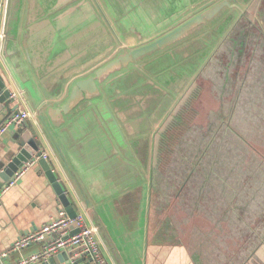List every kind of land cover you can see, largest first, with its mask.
Listing matches in <instances>:
<instances>
[{
    "label": "crops",
    "instance_id": "1",
    "mask_svg": "<svg viewBox=\"0 0 264 264\" xmlns=\"http://www.w3.org/2000/svg\"><path fill=\"white\" fill-rule=\"evenodd\" d=\"M203 1H189L191 9ZM175 3L18 0L6 23L5 38L0 39V75L16 96L10 106L17 103L18 110L32 115L23 123L24 130L39 145L77 214L97 228V242L108 264H122L119 242L134 229L136 238H143L153 196L155 138L203 68L204 60L199 62L197 57L212 48L202 44L204 35L196 37L193 31L189 44L183 41L178 50L159 51L127 67L119 65L99 80L94 73L125 51L154 39L148 37L163 35L184 21L189 3L179 10ZM186 69L197 71L177 75L179 71L185 75ZM77 83L81 87L74 92ZM42 102L46 105L38 112ZM230 124H242L245 133H253L252 146L264 148V135L257 134L243 116L235 113ZM19 128L10 127L0 137V171L20 150ZM60 209L53 187L33 163L0 195V264L40 252L68 235V231L48 235L3 256L18 237L41 227ZM263 253L259 252L256 263L248 264H264Z\"/></svg>",
    "mask_w": 264,
    "mask_h": 264
},
{
    "label": "flooded vegetation",
    "instance_id": "2",
    "mask_svg": "<svg viewBox=\"0 0 264 264\" xmlns=\"http://www.w3.org/2000/svg\"><path fill=\"white\" fill-rule=\"evenodd\" d=\"M189 1L192 2L193 0H176L174 4L175 9L179 10L186 7ZM262 1L264 2V0H229L235 7L225 9L226 15H228L226 20L224 22H222V20V23L220 22L221 24L219 22L216 23L215 27L214 25L212 26L213 20L207 23L205 29H203L205 26L198 27L194 30L196 37L204 35L201 40H204L202 44L205 47H209L218 41L219 36H221L227 28H231L232 24H230V22L234 19V23L238 16L241 15L240 21L244 20L246 25L258 28V35L254 38V46L250 49V53L248 54L249 60L248 62L244 61V63L247 62V64H251L253 61L252 58L257 54L258 38L264 41V12L256 11L254 14V18H257L259 22L258 27L249 17L250 14H246V10L245 13L242 14V10L244 11L246 6L248 10H251L253 6L262 3ZM94 7L99 12L100 5L96 4ZM240 21L237 22L235 27ZM232 31L226 33L221 43L222 45L226 43L229 52L228 61L223 68V77L225 79H222L224 81L223 83L221 81L222 88L226 83L227 85L231 84L235 87L234 79L230 77L229 63L234 60V58L241 59L243 54H247V44L244 43L240 46L237 53L234 50V46L237 45L236 43L238 41L245 42L244 40L251 35L250 31L246 33L245 27L241 28L237 33ZM160 36L161 35L156 37L154 35L152 41ZM190 37H192V34L187 35L185 38L167 46L161 51L170 53L171 51L178 50V46L182 45L183 41H191L192 38ZM219 44L215 45L213 50L211 49L206 55L201 52L197 57L199 62L204 60L203 63L205 64L203 68L195 74L192 84L189 85L188 93L191 92L193 95L188 97L187 94V97L184 98L181 105L177 107L174 114L169 119V123L167 122L168 124L166 127L162 129L155 138L153 150L154 173L151 188L153 196L161 194L164 196L166 204L168 201L169 205L167 204L166 206L168 213L176 209L179 214L189 219L202 218L207 222H213L214 233H226L222 242L213 243V248H215L216 245H220V250L228 251V253L225 252L214 255V264L256 263L258 260V258H256L257 255L264 250V148H255L260 149L255 151V153H259L257 156L249 153L246 147L254 148L252 146L253 143L249 139L250 136H253V133H245L244 129H235L230 124V121L235 113H238L244 117L246 123L256 129L257 134L264 135V128L262 125L264 109H255V111L251 113L247 108L238 110L233 107V103H227L228 108H223L220 115L214 116V114L210 113L213 116L208 123L209 126H205L207 123L204 122L202 127L196 129H194L193 121L187 120L186 117L188 111L192 112L193 115L195 114L196 117L200 114L197 106L203 103L204 106H206V104H209L212 98L215 97L211 96L209 97L210 101H203V97H205L203 95L206 93L203 85L211 86L217 79L219 81L221 80L220 66L222 64L218 57L221 52L226 53V49L225 47L222 49V45L220 44V49L216 51L217 47L220 46ZM263 46L264 43H259V47H262L261 52L264 51ZM154 54L155 53L150 54L149 56ZM122 55H118V57ZM130 64H135V61L127 62L124 67ZM245 67L249 66L246 65ZM248 70L249 69H247L243 77L248 74ZM192 71L196 72L197 70L193 69L190 71L186 69L185 75L181 71L177 72V75L179 77H184L188 74L189 76L194 75ZM209 73L213 75H208ZM194 81L196 82L195 88L193 91L189 92L194 86ZM209 81L211 83H208ZM237 82L239 84L238 79ZM230 92L232 93L231 95L234 96L233 90ZM234 97H236V95ZM235 100L233 101L235 102ZM194 103L195 106L193 105ZM245 110L250 113L245 114ZM188 129L195 130L200 134L196 138L187 139ZM200 131H205L207 134ZM232 140H236V142ZM243 163L245 164L244 169H249V180L243 182L245 190H242V187L237 188L239 174L236 171V165L240 164L244 166ZM257 164H259V167L256 170L254 165ZM257 186L258 190H255L254 188ZM238 202L241 204V208L244 212L242 217L245 219L254 218V221L250 220L248 222L252 226L248 227L246 224H243L242 219L234 214V208ZM166 222V228L170 237L165 244L179 245L178 242L172 241L175 229H173L174 227L170 221L169 215ZM202 232L205 235V232ZM241 233L243 234V239H241L242 236L240 237ZM196 243V245H194L195 254L198 255L197 259L201 261V264H206L203 256L204 253L211 248L212 243L208 238H205V236L204 238L198 239ZM229 251H232V253L229 254ZM241 252L245 253L242 255ZM263 254H261L260 257ZM178 258L181 260L190 259L188 256H182L181 252ZM220 260L221 262H219Z\"/></svg>",
    "mask_w": 264,
    "mask_h": 264
},
{
    "label": "rangeland",
    "instance_id": "3",
    "mask_svg": "<svg viewBox=\"0 0 264 264\" xmlns=\"http://www.w3.org/2000/svg\"><path fill=\"white\" fill-rule=\"evenodd\" d=\"M178 1V0H177ZM198 0H193V2ZM208 0H204L203 3L196 4V9L193 11L191 9L192 3L189 2V15L194 14L195 12H198L202 9V7L206 6L209 3H214L217 0H213L212 2H207ZM202 6V7H201ZM250 14L249 17L252 19L253 23L259 27V22L257 18H254V14L256 11L264 12V2L258 3L256 6H253L251 10H248L247 6L245 7L244 11L242 10V14L245 13ZM248 10V11H247ZM228 15H226V12L223 14V19L226 20ZM221 17V18H222ZM241 15L238 16L237 20L233 23V20L230 22L231 28H227L221 36H219L218 41L216 43H213L211 45V48L213 50L215 45L220 44L224 40V36L229 31L231 32L232 29L235 27L238 21H240ZM220 23V16L214 21V25L216 23ZM245 27L246 33L248 31L251 32V35L247 37L244 41L240 42L238 41L234 46V50L237 53L239 51L240 46H242L244 43L246 45V51L247 54H243V57L241 59H235L232 60L229 64L230 66V77L234 79L235 87L233 85H227L222 88V83L224 82L222 79L223 72H224V65L227 63L229 58V52L227 50L226 43L222 45L226 49V53L221 52L219 54L218 59H220V63L222 64L220 66V81L217 79L211 86L203 85L204 90H206V93L203 95L206 98L215 96V100H211L209 105H211L209 108L208 106H204V103L202 105H198L199 113L196 117L195 114L193 115L192 112H187L186 117L187 120L193 121L194 129L198 127H202L203 123L206 122L207 124L205 126H209V122L212 119V114L214 116L220 115L223 108H228L227 103H233V107L238 110H242L243 108H247L251 113L255 111V109H264V51L261 52L262 47H259V43H264L260 38H258L257 42V54L252 58V63L247 64L249 60V53L250 49L254 46V38L256 35H258V28L257 27H250L246 25V22L244 20H241L240 23L233 29L232 32L237 33L240 31L241 28ZM250 29V30H249ZM152 37H148L147 39H152ZM219 44V45H220ZM202 45V44H201ZM200 45V46H201ZM220 46L217 47L218 51L220 49ZM264 49V46H263ZM244 61H247L244 63ZM248 65L249 67H245ZM223 69V70H222ZM248 70V74L245 75L246 71ZM243 70V71H242ZM208 75H213L212 73H209ZM225 79V78H224ZM237 79L239 81V84L237 82ZM222 81V83H221ZM242 81V82H241ZM241 82V84H240ZM208 83H211L210 81ZM196 82L194 81V86L189 90L193 91L195 88ZM233 90L234 97L231 95L230 92ZM193 93H188V97H191ZM236 99V100H235ZM235 100V102L233 101ZM206 101V100H205ZM214 102V103H213ZM213 103V104H212ZM195 106V103L193 104ZM231 105V106H232ZM213 106V108H212ZM207 108V109H206ZM225 108V109H226ZM192 109V108H190ZM212 113V114H210ZM244 113H250L248 111H244ZM242 118V116H241ZM188 123V122H187ZM235 129H243V125H235L233 126ZM264 127V126H263ZM189 130V129H188ZM205 134L207 132L200 131ZM187 139L190 138H196L200 133L196 132L195 130H189L187 131ZM184 139V138H183ZM235 141L236 140H232ZM237 144V143H236ZM247 151L254 156H257L259 153H255V151L260 149L255 148H247ZM244 164V163H243ZM244 166H241L240 164L236 165V171L239 174L238 180H237V188H241L242 190H245L243 187V182L249 180V169H244ZM259 167V164L254 165V168L257 170ZM244 170V171H243ZM255 190H258V186L254 188ZM264 191V186H263ZM155 196V197H154ZM151 197L150 204H149V212H148V218L145 220V225L143 226L142 235L139 239L135 236V229L131 235L123 239L121 242H119V258L121 260L122 264H177L176 259H179V253L181 252L182 256H188L190 257V251H192L194 244L196 241L200 238H208L209 241L212 243V246L210 249H208L203 256L204 262L206 264H214V255L222 254L228 251L220 250L219 246L216 245L215 248H213V243H220L222 240H224L226 233H214L213 232V222H207L206 220L202 218H192L189 219L186 216H183L179 214L178 210L174 209L171 212L168 213L167 204L169 205L168 201L167 204L165 202L164 196L161 194H157ZM169 207V206H168ZM234 214L242 219V223L246 224L248 227L252 226L248 222L250 220L254 221V218L245 219L242 217L244 215L243 209L241 208V204L238 202L237 205H235L234 208ZM168 215L170 217V221L173 225V229H175V234L173 237L174 242H178L179 245H171V244H165L167 239L170 237L168 235V230L166 228L167 226V220ZM142 224V223H141ZM140 224V225H141ZM193 224V225H192ZM195 226V227H194ZM225 227V226H224ZM200 231V232H198ZM205 232L204 233L202 232ZM198 232V233H197ZM242 236V237H241ZM241 239H243V234H240ZM165 244V245H164ZM197 244V243H196ZM195 244V245H196ZM174 252V254H173ZM232 251H229V254H231ZM245 253V252H244ZM241 252V254H244ZM198 258V255L193 254V259L196 260ZM193 264L190 259H183L179 260V264ZM221 262V260L219 261Z\"/></svg>",
    "mask_w": 264,
    "mask_h": 264
},
{
    "label": "water",
    "instance_id": "4",
    "mask_svg": "<svg viewBox=\"0 0 264 264\" xmlns=\"http://www.w3.org/2000/svg\"><path fill=\"white\" fill-rule=\"evenodd\" d=\"M17 1L18 0H7L2 28V39L5 38L6 23H8L9 18L13 14L12 12L15 9ZM212 1L213 0H208V2ZM232 7H235V5H232L229 0H217L214 3L207 4L206 6H204V8L202 7V9L197 12V14L195 13L194 15H189L187 18L184 19V21L176 25L169 32L161 35L160 37L151 42L135 47V49L124 53V55L120 57H116L114 60H111L106 65L97 69V71L94 73L95 78L99 80L104 75H107L108 73L117 70L119 68V65H125L127 62L132 61H135L136 63L141 58L147 57L150 54L157 53L158 51L163 50L167 46L178 42L179 40L185 38L187 35H190L198 27H206L207 23L212 20L215 21L216 17L218 16H220L221 22L223 19L222 16L225 13V9H230ZM183 44L187 45L189 44V42H184ZM93 79L94 77L89 78V80ZM80 87V83H77L74 88V92H76ZM10 95L11 91L0 75V115L2 116L0 124L8 116L17 112L18 110L17 103L13 106H10V104L14 102V99L10 97ZM45 105L46 104L43 102L40 103V109H37L38 107L36 108L38 112H40L39 110H41L42 107H45ZM39 117L41 121H44V118L40 114ZM24 127L25 125L22 124L17 131V133L20 134V150L14 157H12L10 162H8L6 166L0 171V190L9 181V179L13 176L15 172H17L20 168L33 161L34 158H37L36 162L38 164V168L43 172L48 182L53 187L57 195V199L63 207V210L66 212L67 216L70 219L74 218L77 214L74 206L71 204L69 198L65 194V191L60 185L57 176L51 169L49 163L46 159L42 157V151L39 145L37 144L33 136L30 134V132L28 130H24ZM65 230L68 231V235L63 236L62 239H66L72 236L73 234L79 232V229L74 223L58 232V234L64 232ZM79 251L80 248L69 247L65 250L59 251L55 255L50 256L46 262H42L39 264H81L85 261V264H89V256L85 253L77 254L79 253Z\"/></svg>",
    "mask_w": 264,
    "mask_h": 264
},
{
    "label": "built area",
    "instance_id": "5",
    "mask_svg": "<svg viewBox=\"0 0 264 264\" xmlns=\"http://www.w3.org/2000/svg\"><path fill=\"white\" fill-rule=\"evenodd\" d=\"M6 3L7 0H0V39L2 36ZM10 97H12L14 100L16 98V96L12 93ZM31 116L32 115L27 110H17V112L8 116L0 124V137L10 127L21 126ZM42 157L45 158V155L42 154ZM36 159L15 172L9 179V181L0 190V195L5 194L11 187H13L16 182L24 175L27 169L36 162ZM73 223L76 224L77 228L79 229L78 233L73 234L66 239H62L63 236H60L49 245L43 247L40 252L21 257L10 264H37L40 262H46L50 256L55 255L59 251L65 250L69 247L80 248V251L77 254L85 253L86 255H88L90 259L89 264H108L102 256L97 242V228L87 225L84 219L79 214H76L74 218L70 219L63 209H60L54 217H51L47 223H45L38 229H35L34 231L27 233L26 235L18 237L12 243L6 253L3 254V256L19 252L22 249L28 248L34 243L41 242L45 240L48 235H63L67 230L60 234H58V232Z\"/></svg>",
    "mask_w": 264,
    "mask_h": 264
},
{
    "label": "trees",
    "instance_id": "6",
    "mask_svg": "<svg viewBox=\"0 0 264 264\" xmlns=\"http://www.w3.org/2000/svg\"><path fill=\"white\" fill-rule=\"evenodd\" d=\"M193 254H195V245H194L192 251H190V255L189 256H190L191 262L193 264H201V261H198V259H196V260L193 259ZM179 260L180 259H176L177 264H179Z\"/></svg>",
    "mask_w": 264,
    "mask_h": 264
}]
</instances>
